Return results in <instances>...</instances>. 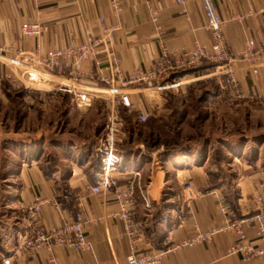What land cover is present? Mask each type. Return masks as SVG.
Instances as JSON below:
<instances>
[{
	"label": "crops",
	"instance_id": "1",
	"mask_svg": "<svg viewBox=\"0 0 264 264\" xmlns=\"http://www.w3.org/2000/svg\"><path fill=\"white\" fill-rule=\"evenodd\" d=\"M214 2L223 19L229 63L239 84L240 94L235 98L240 103L259 102L264 105V65L253 71L243 58L250 40L255 48L264 46V0ZM120 6V11L115 13L111 0L3 1L0 2V45L8 51L18 52H33L38 47L44 54L48 49L80 45L89 38L102 37L92 58L78 65L72 64L71 59L64 62L65 71L53 76L54 84L69 83L95 91L93 104L85 111L72 104V111L79 114L94 109L98 100L106 101L109 106L111 100L103 92L110 85L119 86L127 102L126 105L121 104L132 111L137 120L141 112L154 114L162 110L164 94L152 83L130 81L134 72L149 69L162 48L181 58L196 47L211 50L212 41L205 28L200 0H184L183 4H177L175 0H121ZM100 18H103L104 26L112 30L108 38L101 34ZM24 23L43 24L46 30L37 37L23 36L21 26ZM109 50L119 60L118 74L106 60ZM0 61H3L1 55ZM206 65L215 68L217 64L203 59L193 68L202 66L207 71L210 68ZM8 72L13 75L9 69ZM196 73L199 74L200 70ZM211 75H198L196 80ZM2 82L21 88L10 79ZM218 82L214 78V83ZM24 89L29 94L27 99L31 96L30 103L56 96L72 99L68 93L55 91V85L52 88ZM223 95L214 94L211 98L218 100ZM226 100L218 101L224 104ZM117 101L119 103L120 100ZM110 107L112 111L115 105ZM75 128L79 132L77 139L67 138V134L62 132V141L58 142L43 131L41 143L31 134L22 136L14 131L19 143L10 150L19 151L20 159L16 171L9 176L12 182L11 189L6 192L8 201L0 206V254L9 256L12 264H126L128 241L121 222L113 217L119 208L115 198L116 187L99 193L91 191L99 172L96 167L101 164L96 151L99 128L88 124ZM91 128L93 132L80 135L91 131ZM5 132L11 133L10 130ZM4 139L10 141L14 137L9 135ZM246 147L233 156V173L225 175L207 166L206 156L199 162L198 154L194 152L189 156L165 159L162 166L155 156L137 154L136 150H141L140 144L136 145V150H126L118 144L116 153L121 159L112 174L121 189L133 182L135 219L145 237L142 248L164 250L169 234L177 242L189 237L196 226L204 232L221 226L225 217L219 211L220 201L232 206V218L240 220L264 209V152L260 146L256 147L259 149L256 152V148L249 145L254 154L253 157L247 156L244 153ZM57 152L63 154L61 158L51 160L49 155ZM137 169L140 171L138 176L133 173ZM187 183L193 195L196 192L194 197L190 198L184 188ZM232 190L235 197L233 205L228 200ZM144 192L148 194L149 207L142 199ZM37 198L45 201L39 222L45 229L63 224L81 209L88 220L86 235L91 242V250L79 252L54 245L51 249L30 253L22 241L27 231L24 205ZM244 228L250 238L256 237L253 223L246 222ZM234 240L232 230L218 231L210 239L194 246L165 251L160 264H264V257L243 261L240 255L226 254Z\"/></svg>",
	"mask_w": 264,
	"mask_h": 264
},
{
	"label": "built area",
	"instance_id": "2",
	"mask_svg": "<svg viewBox=\"0 0 264 264\" xmlns=\"http://www.w3.org/2000/svg\"><path fill=\"white\" fill-rule=\"evenodd\" d=\"M13 1V0H0ZM40 0H36L39 2ZM177 4H183L184 0H175ZM121 0H111L113 11L118 13L121 9ZM201 10L205 20V28L211 36V50L206 48L196 47L187 52L183 57L177 58L173 54L162 48L160 55L146 70H137L130 77V81H142L151 83L153 80L161 78L163 75L174 70H180L187 66H195L201 60L206 59L211 62H216L215 73L219 79L224 76L223 87L231 89L234 93H238L239 84L235 78L233 68L229 63L230 58L226 50V39L223 34V19L218 13L214 0H200ZM102 23L100 26L103 37L108 38L112 31L103 24V18L99 19ZM46 30V26L39 23H24L21 26V33L27 37H37ZM102 37L89 38L85 43L80 45L68 44L61 49H48L44 54L40 53L38 47L33 52H18L17 50L8 51L5 46L0 45V55L3 61H0V83L5 79H10L13 83L24 85V82H29L34 86L29 88H39L35 84L38 83L36 74H31V70H44L47 75L53 77L55 74H63L65 71L64 62L68 59L73 61L72 64L78 65L82 61L92 58L97 50V47L102 42ZM254 51V52H253ZM243 58L248 65V68L256 71L257 67L264 65V46L255 48L254 42H248V50L243 52ZM106 60L110 66L117 71L118 58L112 51L106 52ZM219 63V64H218ZM222 63V64H221ZM8 69L13 75H10ZM40 75V74H38ZM55 75V76H56ZM41 76V75H40ZM54 78V77H53ZM196 79V78H195ZM222 83V80H220ZM182 81L172 79L165 83L158 84V89H167L180 86ZM26 87V86H25ZM55 91L68 93L72 96V101L75 102L77 108L84 110L90 108L95 98V91L90 88L76 86L69 83L59 84ZM108 91L119 94L117 98L121 103L127 104L124 96L125 93L119 86L110 85ZM239 94V93H238ZM239 96V95H237ZM114 111L108 118L105 131L97 140L96 151L100 155V171L97 174L95 185L92 186L93 193H99L103 189L116 187L115 198L118 203V211L113 214V217L119 220L123 227V233L128 241L129 253L126 257V264H160V259L165 251H175L185 247L194 246L204 240L210 239L211 235L218 231L232 230L235 234L234 242L227 248L226 254L240 255L243 261H248L254 258L264 257V209L260 210L254 216L244 220L232 218L230 206L223 201H220L219 211L224 215V223L214 228L212 231H200L196 226V230L186 239L175 242L168 235V244L164 250L152 251L142 248L141 243L145 241L144 234L140 223L135 219V202L133 198V182L121 189L118 185L117 178L112 172L120 162V156L116 153L115 129L113 127ZM149 113L141 112L138 114V119L143 122L147 120ZM138 175V172L134 173ZM185 189L189 197H194L190 190V185L186 184ZM199 193H197L198 195ZM146 206H150L149 197L146 192L142 194ZM44 200L37 198L24 205L25 221L27 223L26 235L23 238V246L30 252H36L40 249H51L54 245H60L70 250L87 252L92 248L91 242L86 235V224L88 220L84 217L83 211L78 209L73 216L63 224L45 229L40 226V214ZM246 222L253 223L256 231V237L250 238L246 233L244 224ZM0 264H12L9 256L0 254Z\"/></svg>",
	"mask_w": 264,
	"mask_h": 264
},
{
	"label": "rangeland",
	"instance_id": "3",
	"mask_svg": "<svg viewBox=\"0 0 264 264\" xmlns=\"http://www.w3.org/2000/svg\"><path fill=\"white\" fill-rule=\"evenodd\" d=\"M206 66L210 69L200 71L199 74L196 73L193 69L194 66L191 65L180 70H174V72L171 71L151 82L153 86L158 87V84L171 81L172 79L182 81L180 86L163 89L164 96L168 93V98L163 100L162 110L156 113L160 115L162 127L159 128L155 125L151 132L138 125L144 122L138 119V115L136 120L132 111H128L127 107L121 104L120 101L118 103L119 94L114 95L108 90L103 92V94L111 100L109 106L106 105L107 103L105 104L106 101L101 100L103 103H100L101 101L98 100L94 109L85 114H79L72 111V104L75 106V102L70 101L67 97L56 96L38 99L30 103L31 96L27 99L29 94L26 92L22 93L20 88L10 83L1 82L0 206L8 201L6 192L11 189L10 184L12 182L9 176L16 171L17 163L20 159L19 151L10 150L12 146L19 143L18 138H15L16 134H14V131H18L17 133L22 136L31 134V137L33 136L38 143H41L44 131L49 138H55L54 140L60 142L63 137L62 132L67 134V138L77 139L79 132L75 127H79L80 124L83 126L88 124L92 128L98 126L99 130L97 132L98 137H100L105 131L106 124H108L112 107L110 105H115L113 109V127L116 130L114 138L116 141L118 140L115 146L117 147L120 144V147L126 148L129 146V148L136 150V145L140 144L141 150H136L137 154L142 153L146 157L155 156L160 165L166 161V158L163 157L165 148L161 143H165L169 149L183 148L185 152L197 153L199 162L206 156L208 158L206 165L214 167L216 171L225 173V175L230 172L233 173L232 170H235L234 167L233 169L231 168L233 156L241 153L244 146H247L244 151L247 156L253 157L254 154L250 151L249 145L253 149L260 146L264 152V105L259 102L240 103L235 98L238 97L237 95L240 92L238 91L239 94L234 93L231 89L223 87L224 76L219 79L214 75L215 68H211L212 66L209 65ZM44 72L41 69L31 70L30 73L37 76L36 80H38V83L35 84L36 86L39 88H52L53 85L59 86L60 83L54 84V78ZM208 74L213 75L208 78H202L199 81L195 79L198 75ZM214 78L219 80L217 84L214 83ZM220 80H222V83ZM31 85L30 81L24 82L21 88H29ZM50 85L51 87H49ZM222 91H224V95ZM214 94L223 95L218 98V100L222 99L223 101L224 99L226 100L227 96V102L223 104L217 99L211 98V95ZM200 96L205 97V99L199 101ZM68 110H71V112L68 113ZM182 113H184L183 116L181 115ZM92 128L91 131H85V133H80V135H88L93 132ZM7 130H10L11 133L5 132ZM9 135L13 136L14 139L6 141L4 138ZM147 142L149 145L155 144V147L151 145L150 148H147L145 146ZM254 150L258 152L257 150L259 149L256 148ZM61 155L63 154H58L57 152L56 155H49V158L56 161L61 158ZM168 159L170 158L168 157ZM135 172L139 173L140 171L137 169L133 173ZM185 187L186 184L184 185ZM230 207L232 210V206Z\"/></svg>",
	"mask_w": 264,
	"mask_h": 264
},
{
	"label": "trees",
	"instance_id": "4",
	"mask_svg": "<svg viewBox=\"0 0 264 264\" xmlns=\"http://www.w3.org/2000/svg\"><path fill=\"white\" fill-rule=\"evenodd\" d=\"M210 66V65H209ZM205 68V67H204ZM204 68L202 67V66H197L196 68H193L195 71H201L202 69L204 70ZM20 91H22V93H24V92H26L25 91V89L24 88H20ZM168 98V93H166L165 94V96H164V100H166ZM181 98H183V97H181ZM205 99V97H202V96H200L199 97V101H203ZM184 100V99H183ZM182 116L184 115V113H182L181 114ZM138 123V122H137ZM138 125H141V127H143V128H145L146 130H148V131H152V129H153V127L156 125V126H158L159 128H161L162 127V124H161V118H160V115H157L156 113H154V114H150L149 115V117L147 118V120L146 121H144L143 123H140V124H138ZM153 147H155V144H151ZM151 145H149L148 144V142L147 143H145V146L147 147V148H150V146ZM161 145H163L164 146V155H163V157L164 158H166V159H168V157L171 159V158H175V157H177V156H179V155H185V156H189L190 155V153L189 152H185V150L183 149V148H173V149H169L168 147H166L167 145L165 144V143H161ZM124 148V147H123ZM124 149H126V150H128V149H131V148H129V146L128 147H126V148H124ZM97 168V170H99V168H100V166H99V168H98V166L96 167ZM228 200L232 203V205H233V203H234V200H235V197H234V192H233V190L231 191V193H230V197H228Z\"/></svg>",
	"mask_w": 264,
	"mask_h": 264
}]
</instances>
